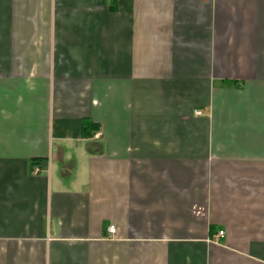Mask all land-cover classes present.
Masks as SVG:
<instances>
[{"label": "crops", "instance_id": "0c3cea01", "mask_svg": "<svg viewBox=\"0 0 264 264\" xmlns=\"http://www.w3.org/2000/svg\"><path fill=\"white\" fill-rule=\"evenodd\" d=\"M0 264H264V0H0Z\"/></svg>", "mask_w": 264, "mask_h": 264}, {"label": "trees", "instance_id": "16d2710c", "mask_svg": "<svg viewBox=\"0 0 264 264\" xmlns=\"http://www.w3.org/2000/svg\"><path fill=\"white\" fill-rule=\"evenodd\" d=\"M97 130V126L89 120H83L81 122V135L82 137H91Z\"/></svg>", "mask_w": 264, "mask_h": 264}, {"label": "built area", "instance_id": "2783aa9c", "mask_svg": "<svg viewBox=\"0 0 264 264\" xmlns=\"http://www.w3.org/2000/svg\"><path fill=\"white\" fill-rule=\"evenodd\" d=\"M54 1H57V0H54ZM194 113L199 114L200 111H197V110H196V111H194ZM94 135H95V136H98L99 133H96V132H95ZM33 172H34V173H37V172H38V168L35 167V168L33 169ZM114 231H115V227H114L113 225H109V226L107 227V232H108L109 234H113ZM223 235H224L223 230H219L218 233H217V236H218V237H222Z\"/></svg>", "mask_w": 264, "mask_h": 264}]
</instances>
